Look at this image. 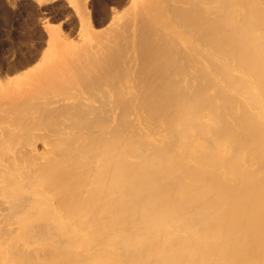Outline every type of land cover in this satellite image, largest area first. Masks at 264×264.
<instances>
[{
    "label": "bare ground",
    "instance_id": "bare-ground-1",
    "mask_svg": "<svg viewBox=\"0 0 264 264\" xmlns=\"http://www.w3.org/2000/svg\"><path fill=\"white\" fill-rule=\"evenodd\" d=\"M128 3L0 89V264H264V0Z\"/></svg>",
    "mask_w": 264,
    "mask_h": 264
},
{
    "label": "rangeland",
    "instance_id": "rangeland-1",
    "mask_svg": "<svg viewBox=\"0 0 264 264\" xmlns=\"http://www.w3.org/2000/svg\"><path fill=\"white\" fill-rule=\"evenodd\" d=\"M73 1L79 3L78 0H0L5 8L0 6V89L11 90L17 85L23 88L32 71L49 59L54 47L49 46L48 30L52 29L60 38L59 45L55 44L58 54L50 59L62 61L70 50L79 51L78 47L92 43L91 35L107 31L112 13H125L130 0H79L81 6L75 5L82 8L81 12ZM83 5L91 11L92 28L87 24Z\"/></svg>",
    "mask_w": 264,
    "mask_h": 264
}]
</instances>
